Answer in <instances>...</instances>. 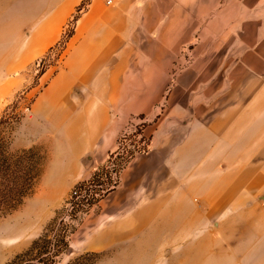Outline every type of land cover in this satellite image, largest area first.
Here are the masks:
<instances>
[{
	"label": "crops",
	"instance_id": "0c3cea01",
	"mask_svg": "<svg viewBox=\"0 0 264 264\" xmlns=\"http://www.w3.org/2000/svg\"><path fill=\"white\" fill-rule=\"evenodd\" d=\"M83 1H20L25 26L1 28L0 64L29 66L48 53ZM31 114L75 163L73 182L83 157L97 166L142 114L149 151L127 164L119 188L133 190V203L140 185L161 189L137 208H181L191 195L211 203V215L232 207L235 193L264 188V0H90Z\"/></svg>",
	"mask_w": 264,
	"mask_h": 264
},
{
	"label": "rangeland",
	"instance_id": "374dc122",
	"mask_svg": "<svg viewBox=\"0 0 264 264\" xmlns=\"http://www.w3.org/2000/svg\"><path fill=\"white\" fill-rule=\"evenodd\" d=\"M20 1L25 0H0V31L3 26H25L19 15ZM33 1L41 7L54 2ZM89 4L90 0H85L75 9L63 27L61 40L33 64H0V162L7 168L6 174L0 170V264L25 255L39 239L50 241L54 250L61 251L46 264H66L85 254L96 255L87 264H264V247H260L264 246V188L259 193H235L233 206L214 215L211 203L193 195L181 208H137L157 200L161 185L146 187L145 194V186L140 185L138 203L131 200L133 190L119 188L127 164L149 151L150 137L142 132L148 122L142 114L125 126L114 149L97 166L93 168L90 157H83L77 166L84 173L71 181L69 174L75 163L57 145L59 138L32 116L31 108L60 69L75 23ZM224 5L221 1L218 8ZM192 48L189 44L182 53L187 62ZM2 49L0 40V54ZM182 68L176 66L173 72ZM173 86L170 82L165 94ZM208 86L200 84L198 90L203 92ZM209 100L203 104L209 105ZM164 101L148 115L150 119L160 112ZM27 150L31 152L23 153ZM40 157L42 173L35 181ZM110 165L118 175L114 184ZM26 169L30 191L24 185ZM78 187L84 197L74 199L71 193ZM177 190V186L170 188L174 199L179 195ZM62 239L66 250L60 243L56 246ZM35 252L24 256L23 261Z\"/></svg>",
	"mask_w": 264,
	"mask_h": 264
},
{
	"label": "trees",
	"instance_id": "16d2710c",
	"mask_svg": "<svg viewBox=\"0 0 264 264\" xmlns=\"http://www.w3.org/2000/svg\"><path fill=\"white\" fill-rule=\"evenodd\" d=\"M146 149L143 150V152H145ZM31 152V150H27V151H24L23 153L25 154H29ZM40 160H41V164H40V169L35 173V176H34V179L35 181L38 179V177L40 176V174L42 173V170H41V165H42V160L43 158L40 157ZM3 162H0V170L6 174V170L7 168L3 167ZM28 169H26L25 171V174H24V179H25V189L29 190L30 188H28V181H29V177H28ZM30 191V190H29ZM1 193V191H0ZM24 195V194H23ZM62 244L64 249L63 250H66L67 248V244L64 242V240L62 239V241L60 242H57L56 243V246H58V244ZM52 248V249H51ZM54 248V245L51 247V242L50 241H46L44 239H39L38 241H35L33 243V246L31 247V249L25 253V255H19V256H16L15 259L13 261H11L9 264H46L48 262V259H51L52 256H57L59 253H61V251H56L53 249ZM32 250H36L35 254L32 256L31 259L29 260H25L23 261V257L26 256V255H29ZM50 252H53L50 254ZM96 255L94 254H85L83 256H80L76 259H74L73 261H69L68 263L66 264H87L89 261H90V258L92 257H95ZM28 261H35L34 263H26ZM93 263V261L91 262V264Z\"/></svg>",
	"mask_w": 264,
	"mask_h": 264
},
{
	"label": "built area",
	"instance_id": "2783aa9c",
	"mask_svg": "<svg viewBox=\"0 0 264 264\" xmlns=\"http://www.w3.org/2000/svg\"><path fill=\"white\" fill-rule=\"evenodd\" d=\"M115 2H116V0H103V3H104V5L106 7H112L115 4ZM110 170H111L110 181H111L112 184H114V183L117 182L118 175H117L113 165H110ZM106 190L107 189H105V191ZM80 191H81L80 187H78L77 189H74L73 192L71 193L72 194V198L79 199L80 197H84V196L81 195Z\"/></svg>",
	"mask_w": 264,
	"mask_h": 264
}]
</instances>
